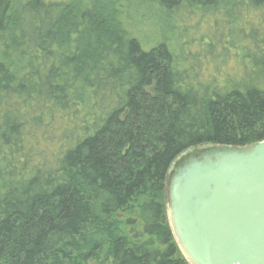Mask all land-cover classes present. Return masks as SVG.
I'll use <instances>...</instances> for the list:
<instances>
[{
  "label": "trees",
  "instance_id": "1",
  "mask_svg": "<svg viewBox=\"0 0 264 264\" xmlns=\"http://www.w3.org/2000/svg\"><path fill=\"white\" fill-rule=\"evenodd\" d=\"M72 1L0 0V264H187L166 179L264 140V0H144L169 22L151 46L127 0ZM212 16L222 49L182 56L172 35Z\"/></svg>",
  "mask_w": 264,
  "mask_h": 264
},
{
  "label": "water",
  "instance_id": "2",
  "mask_svg": "<svg viewBox=\"0 0 264 264\" xmlns=\"http://www.w3.org/2000/svg\"><path fill=\"white\" fill-rule=\"evenodd\" d=\"M165 186L168 225L187 264H264V140L193 149Z\"/></svg>",
  "mask_w": 264,
  "mask_h": 264
},
{
  "label": "rangeland",
  "instance_id": "3",
  "mask_svg": "<svg viewBox=\"0 0 264 264\" xmlns=\"http://www.w3.org/2000/svg\"><path fill=\"white\" fill-rule=\"evenodd\" d=\"M94 1H95L94 8L98 10L102 8L103 3L106 0H94ZM127 1L130 3L129 5L130 13H135L138 11L140 14H145L146 16L151 18L149 20L144 19L141 22V24H139L138 28L136 29L139 37L143 39L144 42H147L148 45H151V44L153 45L158 40L161 41L164 35L168 34V23L169 22L164 16L165 13L158 10L157 15H152L153 14L152 11L154 10H152L150 6H149V9L143 6L142 4L144 0H127ZM66 2H68V0H66ZM72 2H74V0ZM153 6L156 7L155 4ZM198 22H199V19L193 17L189 22V24L193 27H190L188 30H183L182 36L179 34L176 36L174 34L172 35V38L170 39V41L172 42V45L176 46L178 52H180L182 56H185L183 52L188 51L189 56H192L190 52L200 51V48H202L204 41L206 39H209L210 37H213L214 35H211V34L214 32H215L214 34L217 35V39L215 40L214 38L217 49H214V52L218 53L223 47L222 44L226 40V37H224V39L223 38L220 39V36L225 31L226 23L225 22H221V24L217 23L215 20H213V16H212L211 19H206V21L203 22L204 24L194 28V25H197ZM199 33H204V35H209L210 37L204 38L203 40V37L201 36L200 39L196 38L195 40L194 38ZM155 35H161V36L160 37L157 36L158 39L156 40V38H154L156 37ZM215 44L212 43L210 47L214 48ZM201 54H203L202 51H201ZM207 62H208L207 68L209 70V73L211 71L212 73L215 72V70L213 69L215 66H217L216 61L213 60L212 58H208ZM221 81L222 82L220 83L224 85L223 79ZM172 170H173V167L171 171Z\"/></svg>",
  "mask_w": 264,
  "mask_h": 264
},
{
  "label": "bare ground",
  "instance_id": "4",
  "mask_svg": "<svg viewBox=\"0 0 264 264\" xmlns=\"http://www.w3.org/2000/svg\"><path fill=\"white\" fill-rule=\"evenodd\" d=\"M166 37H167V36H166ZM168 37H169V36H168ZM167 39H168V38H167ZM142 43L144 44V42H142ZM155 43H156V42H155ZM168 43H169V42H168ZM145 44H146V43H145ZM151 45H152V44H151ZM151 45H150V46H151ZM147 46H148V45H147Z\"/></svg>",
  "mask_w": 264,
  "mask_h": 264
}]
</instances>
